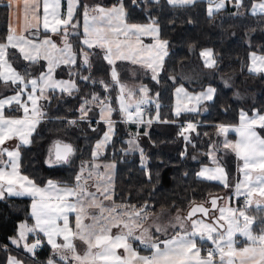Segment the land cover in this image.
<instances>
[{
  "label": "snow or ice",
  "instance_id": "obj_1",
  "mask_svg": "<svg viewBox=\"0 0 264 264\" xmlns=\"http://www.w3.org/2000/svg\"><path fill=\"white\" fill-rule=\"evenodd\" d=\"M199 0H115L112 5H105L96 0L86 3L84 0H67V11L61 13V0H23L24 33L18 34L11 26L0 36V83L5 85L11 95L0 93V199L7 196H27L32 198L30 215L34 224L21 223L18 235L10 237L13 245L22 249L26 256L20 259L9 255L6 264H40L35 256L36 250L43 246L39 233L46 237V243L51 245L54 256L66 264H264V109L252 108L250 116L247 111H239V123L213 125L216 134L224 139L220 146L210 141V151L205 155L212 156L215 167H203L197 176L210 182H219L229 187L228 173L219 164L215 153L223 149L230 150L238 160V172L242 179L234 184V193L223 206H218L219 200L225 198L211 196L207 201L209 207L199 204L191 207L187 216L181 217L179 211L170 223L173 229L169 234L168 226L156 224L152 206L145 201L139 206L125 198L117 203L115 181L113 179L115 163L101 165L96 163L106 148L114 132L111 119L113 111H118L125 122L150 126L153 122L175 123L160 115L161 105L155 104V113H147L142 105L151 102L149 89L142 86L138 92L142 95L135 103L129 101L136 92L129 90L125 99V86L120 83L119 74L111 68V80L120 85L119 108L113 109L108 98L93 94L85 97L77 109V119L67 121L72 125L78 122L88 123L92 119L88 113L92 105L100 108V118L107 125L103 138L95 144L92 160H81L72 181H58L49 178L40 183L37 178L22 172L21 149L31 143L30 136L36 125L44 116L43 107L49 102L47 93L54 95L59 90L69 97L80 93L77 79L89 83H104L91 76L92 58L102 57L109 65L116 60L130 61L150 70L151 78L159 83V73L163 70L165 57L168 56L169 41L161 38V20L151 12L150 6H155L157 12L164 5L172 8H191ZM209 5L207 15L211 19L215 14L234 6L235 15H242L244 0H205ZM6 7H18V0H6ZM142 8L147 15L146 23L134 22L130 9ZM77 10L79 16H77ZM251 14H264V0L253 3ZM191 23V21H188ZM169 23H175L169 20ZM82 28V32L76 31ZM69 29H72L70 32ZM51 34L60 37L62 47H58ZM82 37L74 47L69 37ZM148 39V43H145ZM101 51H96V50ZM264 53V50H261ZM205 66L212 68L217 61L213 58L211 49L203 50ZM248 72L264 74V54L256 51L249 53ZM79 60V63H78ZM41 61H45L41 65ZM20 62H24L20 66ZM64 66L68 79L56 78V71ZM39 67V72L33 75L32 69ZM89 75H83V72ZM175 79L174 77H170ZM227 83V82H225ZM109 87L105 84V88ZM175 116L182 113H195L200 109L189 108L187 102L201 105L214 100L216 89L209 85L206 90L196 95L188 93L183 86L177 87ZM239 95V94H238ZM159 97V93H154ZM44 100V105L38 101ZM206 110V109H204ZM227 111V109H225ZM11 113H22L19 116ZM180 135L188 144L192 140L188 133H195L197 124L188 122L180 125ZM259 129V131L257 130ZM95 131V128H92ZM229 131L238 134L239 139H227ZM144 135H147L145 132ZM197 136L200 133H196ZM205 136L208 133H204ZM18 139L14 147L5 146L7 142ZM139 132L129 140V150H138L141 156L144 151L139 147ZM214 150V151H213ZM186 154V153H185ZM75 150L71 144L57 142L50 151L48 166L71 164ZM195 159V157H193ZM149 183L152 174L144 169ZM258 194L260 199H254ZM243 196L244 206L241 208L229 206L233 198ZM109 202V203H105ZM255 205L258 216L248 214V209ZM89 209L97 211L91 215ZM212 212L211 222H206ZM218 212V215L216 213ZM203 218L193 219L197 214ZM70 217H72L70 223ZM155 217V218H154ZM152 221L149 223V221ZM190 222V230L185 224ZM147 225V226H145ZM256 225V228H253ZM118 232L113 235L112 228ZM29 234H36L34 242H28ZM245 238V243L237 246V236ZM62 237L58 243L57 238ZM164 237V238H161ZM79 239L87 245L83 255L76 250L74 241ZM143 248H134L137 243ZM210 242L211 247L207 245ZM199 245V246H198ZM7 251V246H0ZM122 249L121 254L118 250ZM141 251L147 252L141 255ZM202 251L205 253L201 255ZM44 264H58L50 257Z\"/></svg>",
  "mask_w": 264,
  "mask_h": 264
},
{
  "label": "trees",
  "instance_id": "obj_2",
  "mask_svg": "<svg viewBox=\"0 0 264 264\" xmlns=\"http://www.w3.org/2000/svg\"><path fill=\"white\" fill-rule=\"evenodd\" d=\"M255 1L258 0H244V7L240 9L242 15H235L237 9L228 5L211 19L207 15L208 4L205 0H199L196 6L185 9L164 5L161 12H157L155 6H150L152 14L161 20V37L169 41L168 56L165 57L163 70L158 76L159 83L151 78L150 70L139 64L119 60L114 65H109L102 57H93L91 76L104 83H89L77 79L80 93L71 97L59 91L55 95L49 93V102L44 107V118L32 135L31 143L21 149L22 172L37 178L38 183L45 178L71 182L80 161L93 159L91 154L95 143L107 127L100 118L99 105L93 104L88 113L92 119L91 127L85 122L72 125L67 121L78 118L77 109L82 100L85 97L90 99L93 94L102 99L107 97V102L118 110L120 85L113 82L110 76L111 68L114 67L121 84L131 87L138 82L135 86L138 96L142 95L138 89L146 86L149 89L148 96L161 105V117L169 121L175 120V123L153 122L150 126L137 125L125 122L118 111L113 112V118L116 119L115 133L98 159L114 162L116 165V195L113 199L120 203L126 198L137 206L147 201L152 206L151 211L155 217H158L155 222L158 224L161 220L165 224L173 222L178 211L187 214V210L194 203L206 202L210 194L225 196L231 193L232 187H224L219 182L199 178L197 171L203 164L211 162L210 155H205L210 151L209 142L220 140L213 125L237 124L241 109L250 113V109L254 107L264 109V74H251L247 70L250 52L264 54L261 52L264 50V14H251V6ZM100 2L112 5L115 0ZM5 5L6 0H0V36H3L9 27V8ZM130 11L134 22H147V13L142 8ZM169 20H174L175 23H169ZM76 31L82 32V28ZM79 39L81 37L76 35L69 37L74 47ZM206 46L211 47L217 61L212 68L205 66L200 55ZM23 63L20 62V66ZM45 63L41 61V65ZM38 72L39 67L32 69L33 75ZM56 74L69 78L64 66L57 69ZM83 75L89 73L85 71ZM105 84L109 85L107 89ZM179 84L195 92L212 85L216 89L214 100L203 102L198 112L182 113L180 117H176L173 111L174 89ZM154 93H159V97H155ZM184 121H195L196 133H200L199 136L196 133L192 135L191 140L195 147L186 143L185 155V141L180 135V125ZM92 128L96 130L93 131ZM137 132L144 156H141L139 151L129 150V139L134 138ZM145 132L147 135H144ZM204 133L208 135L205 136ZM262 134L264 135V132ZM232 135L234 136V133L230 132L229 136ZM58 141L71 144L75 155L71 164L50 167L45 162ZM221 153L224 154V150H220ZM145 166L152 174L151 183L143 170ZM244 200L239 199L242 203ZM31 203L32 198L27 196L6 195L0 199V246H7V251L0 248V264H6L9 255L25 258L26 253L13 245L9 238L18 235L21 221L30 226L34 224L30 215ZM255 210L253 212L258 216L259 213ZM112 232H118V229L115 228ZM35 235L29 234V243L34 242ZM39 236L43 246L36 250L35 256L40 264H44L50 257L56 259L58 264H66L59 261L58 256H54V250L46 243V237L42 233H39ZM74 243L76 250L80 246H87L79 239ZM134 245L143 248L138 242Z\"/></svg>",
  "mask_w": 264,
  "mask_h": 264
},
{
  "label": "crops",
  "instance_id": "obj_3",
  "mask_svg": "<svg viewBox=\"0 0 264 264\" xmlns=\"http://www.w3.org/2000/svg\"><path fill=\"white\" fill-rule=\"evenodd\" d=\"M86 3H87V0H84ZM89 3V2H88ZM101 3V2H100ZM18 7H13V8H9V26H11L13 29H15L16 30V32L18 33V34H25L26 35V33H24V23H25V19H24V12H23V0H18ZM208 7H209V5H208ZM66 11H67V0H61V13H62V15H64L65 13H66ZM140 23H146V22H140ZM69 31H72V29H69ZM49 35H51V38L56 42V44H57V46L58 47H62L63 45H62V41H61V39H60V37L59 36H57V35H55V34H51V33H49ZM82 38V37H81ZM258 55H259V53H257ZM117 61H119V60H116L115 62H117ZM56 75V78H62V79H68L67 77H59L57 74H55ZM138 82H135L134 84H132V86H131V88L132 89H134V92H135V86H136V84H137ZM180 86H183L184 87V89L188 92V93H190V94H192V95H196V94H198V93H200L201 91H203V90H206V88L209 86H206L204 89H202V90H200V91H198V92H195V91H191V90H189L186 86H184L183 84H179V85H177L176 86V88L177 87H180ZM212 86V85H211ZM212 87H214V86H212ZM129 88V87H128ZM175 88V89H176ZM175 89H174V113H175V105H176V102H177V100H176V92H175ZM57 91H59V90H57ZM51 91H49V93H50ZM185 103H187V106L189 107V108H191V107H193V106H196V107H198V109L200 108V105H194V102H187V101H185ZM45 103H43L42 102V105H44ZM45 107V106H44ZM44 107H43V112H44ZM12 115H16V116H19V115H21L22 113H11ZM43 118H44V116L40 119V122L43 120ZM111 119H114L113 117H111ZM112 121H114V120H112ZM40 122L36 125V129H37V127H38V125L40 124ZM194 123V122H193ZM230 125H233V126H236V125H238V124H230ZM36 129H35V131H36ZM34 131V132H35ZM34 132L32 133V135L34 134ZM230 133V132H229ZM229 133H228V136H229ZM231 133H234V132H231ZM32 135L30 136V140L32 139ZM235 136H236V133H235ZM230 138H231V136H229ZM233 137V136H232ZM130 139H133V138H130ZM129 139V140H130ZM220 140H219V143H218V146H220L221 145V142L223 141V139H224V137L223 136H220V138H219ZM19 141H18V139H13V140H11V141H9V142H7L6 143V145L5 146H7V147H14L17 143H18ZM138 144H139V147L140 148H142L141 147V145H140V143H139V141H138ZM129 148H130V145H129ZM222 150H224V154H226V152H227V149H223L222 147H221V151ZM132 151V150H131ZM136 151H138V150H136ZM218 153V161H219V164L221 165V166H225L224 168H225V170L227 171V173H228V183H229V186L230 187H232V190H230V192L231 193H227L225 196H224V198L225 199H228V196L229 197H232L233 196V193H234V184L236 183V179H237V177H238V179H241V177H240V173L238 172V167L237 168H235V165H234V167L232 166V164H231V160L233 159H230L229 161H230V163L229 162H225L224 161V154L223 153H221L220 154V151L219 152H217ZM234 160H235V162H237V163H239L238 162V160H237V157L234 155ZM208 166H211V167H215L216 165L213 163V160H211V162H209V163H205V164H203L200 168H199V170L197 171V173L203 168V167H208ZM24 173V172H23ZM24 174H26V173H24ZM232 183V184H231ZM6 196V195H5ZM239 198H244L243 196H240ZM245 199V198H244ZM254 199H260V197L258 196V194L254 197ZM233 200H234V202H233ZM233 200L231 201V203L233 204L232 205V207H237V208H241V207H243L244 206V204H242V205H237V206H235V198H233ZM208 201V200H207ZM207 201L206 202H204V203H207ZM225 203H224V201L223 200H220V205L219 206H223ZM229 206H231V205H229ZM255 209V205H253L251 208H249L248 209V214L249 215H253V216H256L255 214H254V212H253V210ZM255 212L256 213H258L257 212V210H255ZM217 215H218V212H217ZM195 216H200V217H202V214H197V215H195ZM194 216V217H195ZM34 219V218H33ZM35 222V221H34ZM173 222H174V220H173ZM206 222H211V219H207V221ZM70 223H71V217H70ZM158 224L159 225H163L164 224V222H162L161 220L158 222ZM145 226H147V225H145ZM190 222H188V223H186L185 224V228L186 229H189L190 227ZM253 228L255 229V225H253ZM117 232H112V234L113 235H115ZM172 233V232H171ZM170 233V234H171ZM43 234V233H42ZM161 238H164V237H161ZM57 242L58 243H60V242H62V237H59V238H57ZM245 243V238L244 237H242V236H237V246L239 247V246H241V245H243ZM199 246V245H198ZM133 247L134 248H136V246L133 244ZM143 247V246H142ZM86 248H87V246H80V247H78L77 248V250H78V253L79 254H81V255H83L84 254V252L86 251ZM121 254L123 253V250L122 249H120V250H118ZM145 254H147V252H145V251H141V255H145ZM201 255L203 256V253H201ZM11 256H14V255H11Z\"/></svg>",
  "mask_w": 264,
  "mask_h": 264
},
{
  "label": "rangeland",
  "instance_id": "obj_4",
  "mask_svg": "<svg viewBox=\"0 0 264 264\" xmlns=\"http://www.w3.org/2000/svg\"><path fill=\"white\" fill-rule=\"evenodd\" d=\"M94 3V2H96V0H87V3ZM258 2H260V0H258V1H255L254 3H258ZM71 32V31H70ZM162 38V37H161ZM149 41H148V39H145V43H148ZM205 49H211V47L210 46H206V48H204L203 50H205ZM202 50V51H203ZM212 50V49H211ZM167 51H168V49H167ZM213 52V51H212ZM213 58L215 59V57H214V53H213ZM203 59H204V57H203ZM124 85V84H123ZM125 86V99H126V101L128 100V98H127V92L129 91V90H131V91H133L134 92V89H132L131 87H129L128 88V86H126V85H124ZM0 93H2L3 95H11L12 93L11 92H9V91H6V88H5V85L3 84V83H0ZM47 95H48V97H49V92L47 93ZM140 99V96H138V95H134L133 97H132V100L131 101H129V102H131V103H135L136 101H138ZM44 100H40V101H38V104L39 105H42V102H43ZM152 101H155V100H153V99H151V102ZM110 103V102H109ZM119 103H120V101H119ZM110 105H111V103H110ZM111 107L113 108V109H115L112 105H111ZM117 108H119V104H118V107ZM114 112V111H113ZM248 112V111H247ZM248 114L251 116L252 115V113H250V112H248ZM111 117H114V115H113V113H112V116ZM112 120H114L113 122H114V124H113V128H114V132H113V134L111 135V138H110V141L113 139V136H114V133H115V120L116 119H112ZM239 120V119H238ZM238 123H239V121H238ZM237 123V124H238ZM196 124V123H195ZM106 130H107V127H106ZM258 131H259V129H257ZM196 132H197V128H196ZM195 132V133H196ZM229 132H233V131H229ZM194 133H188V135L190 136V138L192 137V135H193ZM261 135H263L262 133H261ZM233 136V135H232ZM231 136V138L229 137V136H227V139L228 140H231V141H235V140H237V139H239V136H238V134L236 133V136H235V132H234V136L232 137ZM102 138H103V134L101 135V137L96 141V143L97 142H99L100 140H102ZM109 141V142H110ZM108 142V143H109ZM95 143V144H96ZM217 146H218V143H219V140H217L216 142H214ZM94 148H95V146H94ZM93 151H94V149H93ZM214 151V150H213ZM105 152V148L102 150V154ZM185 153H186V150H184L183 151V155H185ZM101 154V155H102ZM234 153L233 152H231L230 150H227V152H226V154L224 155V161L225 162H229L230 163V159H232L231 160V164L233 165V167H234V165H235V168H237V166H238V163L237 162H235V160H234ZM215 156H216V158H217V160H218V153L216 152L215 153ZM210 160H213L212 159V156H210ZM96 163H98V164H100L102 167H101V170H103V165L104 164H107V163H112V162H104L103 160H98ZM208 167H211V166H208ZM225 167V166H224ZM115 172H116V169H114V176H113V179H114V177H115ZM240 177H241V179H242V175H240ZM237 180H238V177H237V179H236V182H237ZM114 181H115V179H114ZM228 198H229V196H228ZM228 199H224L223 201H224V203L227 201ZM220 205V204H219ZM229 205H233L231 202H230V204ZM97 210L96 209H94L92 212H89V219H86L84 222L85 223H90V217H91V215L92 214H94L95 212H96ZM179 215L181 216V217H184V216H187V214L186 213H179ZM216 215H217V213H216ZM211 216H212V212H211ZM198 218H203V217H200V216H195V217H193V219H198ZM208 219H211V218H208ZM207 221V220H206ZM152 221L150 220L149 221V223H151ZM21 223H25L24 221H21ZM156 224H157V222H156ZM161 226H168L167 227V231H168V233L170 234L172 231H173V229L170 227V223H165V224H163V225H161ZM190 227V226H189ZM115 228L116 227H113L112 228V231L113 230H115ZM189 230H190V228H189ZM31 243V242H30Z\"/></svg>",
  "mask_w": 264,
  "mask_h": 264
},
{
  "label": "built area",
  "instance_id": "obj_5",
  "mask_svg": "<svg viewBox=\"0 0 264 264\" xmlns=\"http://www.w3.org/2000/svg\"><path fill=\"white\" fill-rule=\"evenodd\" d=\"M156 103H157V101H152V102H150V103L147 104V105H142V108H144V110H145L147 113H149V114H154V112H155V104H156ZM158 103H159V102H158ZM188 122H192V123H193V121H185V122H183V125L186 126V124H187ZM183 138H184V137H183ZM184 141H185V143L187 142L185 139H184ZM185 146H186V145H185ZM235 202H236L237 204H240L239 198H236ZM207 245H208L209 247H211L210 242H207ZM202 253H203V255L205 254L203 251H202Z\"/></svg>",
  "mask_w": 264,
  "mask_h": 264
},
{
  "label": "water",
  "instance_id": "obj_6",
  "mask_svg": "<svg viewBox=\"0 0 264 264\" xmlns=\"http://www.w3.org/2000/svg\"><path fill=\"white\" fill-rule=\"evenodd\" d=\"M64 144H69V143H64ZM212 196H219V197H223L224 198V195L222 194V195H212ZM210 199V197L208 198V200ZM204 204V206L205 207H209L210 205H209V203H204V202H200V203H194L191 207H193V206H195V205H199V204ZM219 204H220V200L218 201V206H219ZM191 207L187 210V214H188V212L191 210ZM197 214H200V213H197ZM196 214V215H197ZM212 216H211V212L209 213V218H211Z\"/></svg>",
  "mask_w": 264,
  "mask_h": 264
},
{
  "label": "flooded vegetation",
  "instance_id": "obj_7",
  "mask_svg": "<svg viewBox=\"0 0 264 264\" xmlns=\"http://www.w3.org/2000/svg\"><path fill=\"white\" fill-rule=\"evenodd\" d=\"M105 203H107V202H105ZM94 209H89V212H92Z\"/></svg>",
  "mask_w": 264,
  "mask_h": 264
}]
</instances>
